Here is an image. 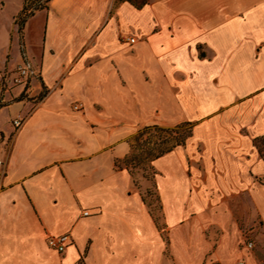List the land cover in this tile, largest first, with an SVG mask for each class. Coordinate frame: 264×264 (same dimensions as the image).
Instances as JSON below:
<instances>
[{
	"label": "crops",
	"instance_id": "obj_1",
	"mask_svg": "<svg viewBox=\"0 0 264 264\" xmlns=\"http://www.w3.org/2000/svg\"><path fill=\"white\" fill-rule=\"evenodd\" d=\"M24 1L0 0V264H264V0H52L20 32ZM182 124L160 229L116 163Z\"/></svg>",
	"mask_w": 264,
	"mask_h": 264
},
{
	"label": "rangeland",
	"instance_id": "obj_2",
	"mask_svg": "<svg viewBox=\"0 0 264 264\" xmlns=\"http://www.w3.org/2000/svg\"><path fill=\"white\" fill-rule=\"evenodd\" d=\"M142 1L144 0H141V2ZM7 120L8 113L5 112L1 116V121L2 123H5L7 122ZM188 130L189 128H185L183 132H186ZM164 142H167L166 145L172 146L175 141L174 138L170 137L165 132L151 130L143 135L137 134L133 139L132 143V147L134 148V154L146 158L142 165L135 166L132 169L134 183L135 186L142 192V196L146 204L150 208L153 218L155 219L160 229L164 227V222L162 215V207L160 205V200L156 192L155 186L156 171L153 166V163L148 162L150 156L147 155L146 150H153V153H157L158 149L164 147ZM120 166L124 167L125 165L121 164Z\"/></svg>",
	"mask_w": 264,
	"mask_h": 264
},
{
	"label": "trees",
	"instance_id": "obj_3",
	"mask_svg": "<svg viewBox=\"0 0 264 264\" xmlns=\"http://www.w3.org/2000/svg\"><path fill=\"white\" fill-rule=\"evenodd\" d=\"M52 0H25L23 8L16 18V24L19 27V31L23 32L24 26L26 22L35 15L37 11L40 10H48L50 7V3ZM46 92H44L45 94ZM42 95V97L44 96ZM22 96L21 98H24ZM185 128H189L188 131L183 132ZM151 130H158L167 133L170 137L174 138V144L172 146L166 145L167 142H164V147L158 149L157 153H153V150H146L147 155L150 156V159L148 160L149 163H153L156 159L159 157L171 152L175 147L177 146H184L187 143L188 138L192 134V128L189 124H182L178 126L177 128H172V129H167V128H161L158 126L155 127H146L143 130H141L138 134L143 135L146 134L148 131ZM1 143V140H0ZM145 152V151H144ZM146 158L135 155L134 154V148L132 147L130 154L123 160V161H118L116 163L117 167H121L120 165L123 164L125 167L130 171L132 174V169L135 166H140L144 163ZM133 176V174H132ZM145 201V200H144Z\"/></svg>",
	"mask_w": 264,
	"mask_h": 264
},
{
	"label": "built area",
	"instance_id": "obj_4",
	"mask_svg": "<svg viewBox=\"0 0 264 264\" xmlns=\"http://www.w3.org/2000/svg\"><path fill=\"white\" fill-rule=\"evenodd\" d=\"M130 43H135L136 38L135 37H129L127 39ZM33 75V71L27 67V66H20L17 69L16 76L14 78V85L15 86H22L24 89L28 86V82L30 77ZM83 106L82 104H75L74 105V110H82ZM26 117L23 116H18L16 119L12 121V125L17 131L20 129L25 121ZM0 145H3V154L0 156V181L4 178L6 174V153H7V148L10 146V139L2 138ZM2 148H0V153H1ZM84 215H89L88 212H85ZM71 240L70 234H63V235H58V236H50L48 238V245L57 250L60 253H63L66 248L69 245V242ZM246 246L249 249L254 248V242L250 240H246ZM220 264V263H217ZM240 264H244L242 261Z\"/></svg>",
	"mask_w": 264,
	"mask_h": 264
}]
</instances>
